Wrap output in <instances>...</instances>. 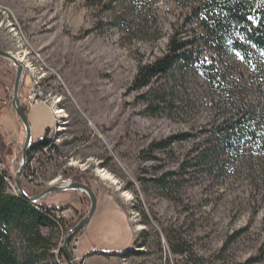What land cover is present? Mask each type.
<instances>
[{"label": "rangeland", "instance_id": "obj_1", "mask_svg": "<svg viewBox=\"0 0 264 264\" xmlns=\"http://www.w3.org/2000/svg\"><path fill=\"white\" fill-rule=\"evenodd\" d=\"M198 1L0 0V49L23 67L19 102L31 140L49 128L46 137L57 147L54 156H34L29 177L35 181L26 175L33 155L27 159L22 188L34 196L71 181L66 173L82 175L96 202L105 195V204L127 216L131 250L139 254L118 264H264V60L198 43L193 52L208 75L189 67L132 89L139 66L161 56L171 35L201 33L192 17ZM15 75L14 64L0 57V131L10 143L12 193L24 142L10 99ZM31 87L44 103L21 104ZM242 115L258 142L226 150L204 133ZM182 134L185 139L172 138ZM164 175L161 187L156 180ZM63 192L42 200L74 211L66 228L77 211L87 213L89 199L77 191L80 207L63 205ZM65 232L53 230L57 248Z\"/></svg>", "mask_w": 264, "mask_h": 264}, {"label": "trees", "instance_id": "obj_2", "mask_svg": "<svg viewBox=\"0 0 264 264\" xmlns=\"http://www.w3.org/2000/svg\"><path fill=\"white\" fill-rule=\"evenodd\" d=\"M192 17L197 20L201 33L197 38H185L179 33L168 38L165 52L148 63L139 66L133 79L132 89L138 90L147 86L152 79L168 76L173 70L183 71L189 67L201 68L209 74L210 68L200 62L193 48L202 43L213 50L229 47L245 58L251 59L253 53L264 60V0H199L192 8ZM209 68V69H208ZM212 78V76H211ZM5 92L10 89L9 84H3ZM26 113V110H25ZM249 118L242 115L237 118L221 120L204 133H207L213 142L223 149H235L241 144L258 142L257 132L251 126ZM49 128L45 130L44 137L37 142L31 141L28 148L27 159L43 147L48 145L46 137ZM185 134L175 135L174 140L185 139ZM9 142L4 139L0 131V264H68L60 247L52 242L53 230L65 231L71 229L83 216V212L67 225L54 215L62 207L45 205L43 200L31 202L18 193L8 190L7 156ZM162 143L155 144L160 149ZM172 173H168L171 175ZM165 176L156 182L161 187L166 186ZM73 182L84 183L90 187L89 182L79 174L66 173ZM84 199H88L82 193ZM89 202V201H88ZM43 228L50 229L45 235ZM57 248V254L53 249ZM264 253V246L261 249ZM99 254L102 256H117L125 259L130 255L139 254V250L93 251L86 256ZM257 259L256 261H258ZM255 261V262H256ZM248 260L244 264H250Z\"/></svg>", "mask_w": 264, "mask_h": 264}, {"label": "crops", "instance_id": "obj_3", "mask_svg": "<svg viewBox=\"0 0 264 264\" xmlns=\"http://www.w3.org/2000/svg\"><path fill=\"white\" fill-rule=\"evenodd\" d=\"M59 196H63V205L80 207V194L77 191L63 192ZM104 196L97 197L91 219L75 237L74 255L81 264H118L121 258L117 256L86 255L93 251L121 253L132 248L133 232L126 214L121 209L105 204Z\"/></svg>", "mask_w": 264, "mask_h": 264}, {"label": "water", "instance_id": "obj_4", "mask_svg": "<svg viewBox=\"0 0 264 264\" xmlns=\"http://www.w3.org/2000/svg\"><path fill=\"white\" fill-rule=\"evenodd\" d=\"M0 57H3L9 61H11L16 69L15 80L13 83L12 93L10 96L12 107L14 113L16 114L18 120L20 121L23 130H24V142L21 151V160L19 166L14 175V184L17 190V193L22 196L23 198L28 199L31 202H37L45 198L46 196L55 193V192H63V191H79L85 194L89 199V208L87 213L68 231L65 232L63 241L61 244V250L63 253L64 258L66 259L68 264H79V261L73 254V250H75V245L70 246V242L75 239L76 235L87 225L89 220L91 219L95 209H96V196L93 190L88 187L84 183L67 181L64 183H54L41 193L30 196L28 195L22 188L21 185V176L23 170L25 168V164L27 161V154L28 148L31 144V134L28 125V120L25 111L22 109L20 102H19V87L23 79V68L22 66L16 61V59L8 52L3 51L0 49Z\"/></svg>", "mask_w": 264, "mask_h": 264}, {"label": "built area", "instance_id": "obj_5", "mask_svg": "<svg viewBox=\"0 0 264 264\" xmlns=\"http://www.w3.org/2000/svg\"><path fill=\"white\" fill-rule=\"evenodd\" d=\"M21 104L24 106H32L33 104L37 103V102H42L43 98H40V96H37L34 94V90L33 87H31L30 89L27 90L26 94L23 95V97L20 98ZM56 146L46 149L44 151H42L40 153V156L45 155V156H54L56 153ZM39 156V155H38ZM27 172L26 175L28 176V179H30L29 177V166H27ZM32 181H35L36 179H30ZM54 215L57 216L59 219L62 220V223L65 225V223L67 222V220H71L75 215H74V211L71 208H64L58 211L54 212Z\"/></svg>", "mask_w": 264, "mask_h": 264}, {"label": "bare ground", "instance_id": "obj_6", "mask_svg": "<svg viewBox=\"0 0 264 264\" xmlns=\"http://www.w3.org/2000/svg\"><path fill=\"white\" fill-rule=\"evenodd\" d=\"M13 57H14V56H13ZM14 58L16 59V61L18 60L17 57H14ZM20 65H21V64H20ZM25 67H26V65H25ZM22 68H23V67H22ZM27 68H28L29 71H31L30 66L27 65ZM20 86H21V85H20ZM21 107H22V106H21ZM55 113L58 115V117H61V116H62V110H60V109L55 108ZM54 127H55V124H54L53 128H54ZM52 145H53V144H52V141H49V143H48L47 146L43 147L40 151L34 152V153L32 154L33 157L31 156L32 158H30L29 161H28L29 173H31V172L33 171L32 163L35 162L34 160L36 159V158H34V156H35V155L37 156V155L40 154L42 151L51 148ZM100 176L103 177V178H105V179L110 180L111 182L114 181L113 178H112L108 173L104 172L103 170H101ZM10 188L13 190L14 193H16L15 186L10 185ZM75 243H76V242H75ZM80 264H81V263H80Z\"/></svg>", "mask_w": 264, "mask_h": 264}, {"label": "flooded vegetation", "instance_id": "obj_7", "mask_svg": "<svg viewBox=\"0 0 264 264\" xmlns=\"http://www.w3.org/2000/svg\"><path fill=\"white\" fill-rule=\"evenodd\" d=\"M31 157V156H30Z\"/></svg>", "mask_w": 264, "mask_h": 264}]
</instances>
